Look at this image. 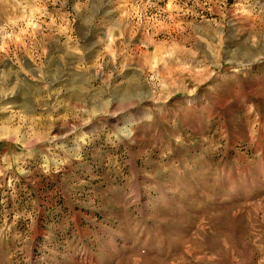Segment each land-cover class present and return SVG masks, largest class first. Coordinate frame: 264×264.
Returning <instances> with one entry per match:
<instances>
[{
  "label": "rangeland",
  "instance_id": "1",
  "mask_svg": "<svg viewBox=\"0 0 264 264\" xmlns=\"http://www.w3.org/2000/svg\"><path fill=\"white\" fill-rule=\"evenodd\" d=\"M0 264H264V0H0Z\"/></svg>",
  "mask_w": 264,
  "mask_h": 264
}]
</instances>
